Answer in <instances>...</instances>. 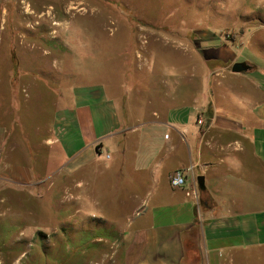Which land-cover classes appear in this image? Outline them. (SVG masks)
Wrapping results in <instances>:
<instances>
[{
    "label": "rangeland",
    "instance_id": "rangeland-1",
    "mask_svg": "<svg viewBox=\"0 0 264 264\" xmlns=\"http://www.w3.org/2000/svg\"><path fill=\"white\" fill-rule=\"evenodd\" d=\"M261 26L264 0H0V124L16 134L21 125L30 132L36 122L44 127L56 107L71 102V91L79 85H100L130 121L151 111L144 101L149 91L163 93L171 86L180 93L170 104L192 107L188 92L199 91L212 67L201 56L200 40L195 41L201 31L219 42L237 43L242 57L259 59L264 44L248 38L256 29L264 36ZM138 56L145 58L141 68ZM21 72L20 81L48 80L30 86L31 108L25 112L9 107L8 79ZM138 84L143 90L136 92ZM146 86H151L148 92ZM42 91L48 94L36 97ZM19 97L22 104L24 93ZM7 143L17 142L8 135ZM46 149L38 145L34 157ZM106 149L102 153L112 154L111 167L92 164L88 169L96 167V173L82 170L75 182L64 179L56 146L49 167L29 163L44 178L0 179V264H124L132 221L114 220L120 217L111 204L114 144ZM191 236L197 245V226ZM234 255L236 264H264V243Z\"/></svg>",
    "mask_w": 264,
    "mask_h": 264
},
{
    "label": "crops",
    "instance_id": "crops-1",
    "mask_svg": "<svg viewBox=\"0 0 264 264\" xmlns=\"http://www.w3.org/2000/svg\"><path fill=\"white\" fill-rule=\"evenodd\" d=\"M260 31L247 37L249 41L264 44ZM201 32L195 41L200 40L201 56L212 67L199 91L188 92L192 107L170 104L180 93L177 87L149 93L151 86H146L144 101L152 109L130 121L120 116L115 99L100 85L75 86L71 102L56 107L48 125L36 122L31 132L21 125L16 134L0 124V179L28 183L44 178L29 163L49 167L56 146L64 179L75 182L74 175L91 171L92 164L109 169L112 154L102 152L114 144L111 204L114 216H120L114 220L132 221L126 228L124 264H236L235 251L264 243V58L242 57L237 43L219 42L210 32ZM138 57L141 68L145 58ZM235 62L250 67L233 72ZM22 74L8 79L9 107L25 112L31 108L26 99L30 86L48 80L32 76L24 82ZM136 86V92L143 90ZM42 92L36 97L48 94ZM8 135L16 146L7 143ZM38 145L53 149L52 154L46 149L34 157ZM187 167L192 169L186 172V184L173 186L170 175ZM199 175L204 178L202 190ZM144 219L149 223L138 222ZM194 226L200 235L197 245L191 236Z\"/></svg>",
    "mask_w": 264,
    "mask_h": 264
},
{
    "label": "built area",
    "instance_id": "built-area-1",
    "mask_svg": "<svg viewBox=\"0 0 264 264\" xmlns=\"http://www.w3.org/2000/svg\"><path fill=\"white\" fill-rule=\"evenodd\" d=\"M197 123L200 125L203 123V119L201 116L197 118ZM191 169V167H187L174 171L170 175V183L176 187L184 186L186 184V172L191 171Z\"/></svg>",
    "mask_w": 264,
    "mask_h": 264
},
{
    "label": "water",
    "instance_id": "water-1",
    "mask_svg": "<svg viewBox=\"0 0 264 264\" xmlns=\"http://www.w3.org/2000/svg\"><path fill=\"white\" fill-rule=\"evenodd\" d=\"M250 66L248 64H246L245 62H235L232 66H231V70L233 72H241L244 71L246 69H248ZM197 184L199 189H204V178L202 175H199L197 177Z\"/></svg>",
    "mask_w": 264,
    "mask_h": 264
},
{
    "label": "bare ground",
    "instance_id": "bare-ground-1",
    "mask_svg": "<svg viewBox=\"0 0 264 264\" xmlns=\"http://www.w3.org/2000/svg\"><path fill=\"white\" fill-rule=\"evenodd\" d=\"M20 241H22V240H20Z\"/></svg>",
    "mask_w": 264,
    "mask_h": 264
}]
</instances>
